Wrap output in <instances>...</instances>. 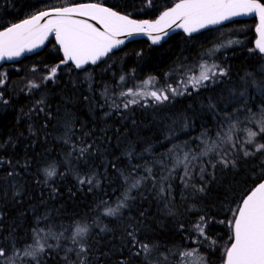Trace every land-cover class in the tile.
I'll return each instance as SVG.
<instances>
[{"label":"trees","instance_id":"obj_1","mask_svg":"<svg viewBox=\"0 0 264 264\" xmlns=\"http://www.w3.org/2000/svg\"><path fill=\"white\" fill-rule=\"evenodd\" d=\"M177 1L0 0V30L51 7L90 2L132 19L152 20ZM254 26L252 18L235 20L194 35L178 31L159 45L146 39L132 40L97 64H87L83 70L76 69L71 62L62 65L54 81L48 82L42 80L47 70L63 59L53 35L42 50L15 62L3 63L0 66L4 79L0 84V247L8 248L10 255L13 246L22 252L33 242L32 229L38 227L45 232H63L60 243L67 248L71 241L66 238L79 222L86 223L90 229L88 242L92 246V260L98 259L99 264H120L122 260L125 264H192L193 260L187 258L192 255L199 258L200 264H222L224 249L230 246L232 236L228 223L233 215L231 209L264 179V169L259 166L258 158L227 171L226 178H220L223 182L211 183L206 193H194L191 188L184 187L179 179L183 174L181 165L167 182L171 184L167 200L161 201L156 192L146 191L152 187L148 182L132 191L135 199L129 202L128 208L121 210L123 219L105 217L103 213L106 207L116 205L134 179L147 175V168L159 179L167 174L161 160L171 169L176 154L181 157L184 152L198 154L204 146L197 139L202 134L206 133L209 141L215 140L220 125L227 131L229 123L238 121L233 135L234 139L243 141L244 129L248 126L245 117L256 114L259 118L264 96L258 92L253 94L251 87L247 89L251 97L248 101L250 113L230 103L227 97L234 86L237 91L243 90L240 79L246 73H257L260 78L255 77L256 80L264 81V76L259 74L264 56L249 51L254 49ZM222 35L241 43L224 51L216 60L229 69V76L223 78L225 82L219 84V88L211 85L210 90L179 96L157 108L134 105L116 112L109 107L113 100L122 103V99H117L118 89L137 86V82L150 76L160 79L182 60H206V53L217 46L219 41H216ZM137 53L142 55L137 56ZM121 76L125 81H120ZM29 81L40 87L29 88ZM209 97L213 103H219L216 113L223 117V110L227 109L232 121L218 119L208 110ZM41 99L44 103L36 105ZM41 107L44 111H40ZM236 108L241 111L235 112ZM186 120L188 127H185ZM250 126L256 130L254 125ZM74 144L92 145L93 151L86 157L87 166L83 161L76 163L78 152L71 157L67 155L73 151ZM170 149L174 150L171 156ZM68 161L72 162L71 168H78L81 174L90 169L96 171L100 186L91 192L86 185L81 189ZM49 166H55L60 174L47 178L44 169ZM9 172L13 175L9 176ZM121 173L123 176L132 174L127 183ZM194 183L200 184L198 176ZM69 189L74 196L69 195ZM101 201L108 203L102 205ZM166 204L171 207L172 214ZM200 217L205 218L202 226L210 239L200 237L195 229ZM137 221L140 224L138 238L150 245L149 253L141 251L134 255V249L122 246L125 226ZM105 225L111 231L97 238ZM47 243L55 245L57 241L48 237ZM71 255L75 259L74 253ZM63 256L62 250L58 254L50 252L44 264H63ZM16 264L34 262L20 256Z\"/></svg>","mask_w":264,"mask_h":264},{"label":"snow or ice","instance_id":"obj_2","mask_svg":"<svg viewBox=\"0 0 264 264\" xmlns=\"http://www.w3.org/2000/svg\"><path fill=\"white\" fill-rule=\"evenodd\" d=\"M65 2L67 3V0ZM252 13H256L259 17L257 26L259 39L256 41L255 48L249 49V51L258 50L259 54L264 56V3H261L260 0H179L178 3L161 12L155 20H135L129 15H122L101 4L88 3L51 7L0 30V59L18 57L25 51L30 52L43 45L49 34L53 33L59 49L63 53V59L59 61V64L48 69L47 75L42 80L44 82L54 81L60 66L67 65L69 62L76 69L81 70L86 64H97L114 48L124 43L123 40L116 39L118 35L145 34L153 44H157L163 37L168 36V30L174 27L191 35L209 26L219 25L232 17ZM76 16L90 17L103 25V31L88 23L87 20L76 19ZM236 43L239 41L229 40L226 45H218L211 50L212 54L221 47H228ZM140 55L142 53H137V56ZM197 67L198 73L188 75L186 78L182 77L175 86L168 84L157 88L156 77L150 76L139 85L121 91L117 99H122V103H116L113 100L109 107L116 112L128 110L134 105L144 108L162 107L175 97L191 96L193 92L199 93L201 90L207 91L210 90L211 85L218 87L219 84L225 82L223 78L229 76V69L222 64H209L204 60ZM33 71L36 69L33 68ZM180 71L183 72L184 69L181 68ZM259 74L264 76V68L260 69ZM120 81H125V77L121 76ZM3 83L4 79L0 74V84ZM228 83L231 81L229 80ZM28 87L37 89L40 85L29 81ZM240 87L243 90L237 91L235 86L230 89L227 99L230 103L234 102L240 105L243 111L250 113L248 101L251 97L247 89L255 88L256 92L264 96V81H257L255 75L249 72L241 77ZM189 88H191V92ZM43 103L44 100L41 99L36 102V105ZM218 107L219 103H213L212 98L209 97L208 110L213 111L218 119L232 121V114L228 113L227 109L223 110L224 115L220 117L219 113H216ZM241 108H236L234 111L239 113ZM40 111H44V108L41 107ZM105 115L107 116L109 113H105ZM245 121L254 122L256 130L253 128L244 129L245 139L243 141L234 139L233 136V130L238 126V121L229 123L227 131H223V125H220L221 130L217 131L215 140L209 141L205 138L206 133L202 134L197 139L204 145V148L198 154L192 155L189 152H184L182 157L176 154L171 169H167L165 162L161 160L160 164L162 168L166 169L167 174H162L159 179L155 177L151 168H147V175L134 179L118 199L116 206L106 207L103 215L123 219L121 210L128 208L129 202L135 199L131 195L132 191L139 190L148 182H151L152 187L146 188V191L156 192L157 198L161 201L167 200L171 190V184L167 182L174 170L181 165L183 174L179 176V179L186 189L191 188L194 193H206L211 183L223 182L220 178H226L227 171L235 170L240 164L248 163L254 158L259 159V166L264 169V142H259L264 140V108L260 109L259 118L256 114H250L245 117ZM185 127H188L187 120ZM65 143H68L67 139ZM72 147L73 151L67 155L71 157L78 152L76 163L83 161L87 166L86 157L92 153V145L77 146L74 144ZM176 148H180V146H176ZM173 152L174 150L170 149L169 155L171 156ZM201 157L205 159H201ZM68 164L71 168L72 162L68 161ZM194 169H198V171H194ZM71 171L75 174L76 182L81 186V189L86 185L88 191L91 192L100 186V179L96 171L90 169L89 172L83 174L78 168H71ZM133 171L135 172V169ZM44 172L47 178L60 174L55 166L45 168ZM8 175L12 176L13 173L9 172ZM121 175L123 176V173ZM131 175L130 173L129 176ZM129 176H123L125 183L128 182ZM197 176L200 180L199 185L194 183ZM55 191L53 189V192ZM69 195L74 196L75 193L69 189ZM240 200L241 202L231 209L233 215L228 223L232 236L229 240L230 246L224 249L223 264H264V180L256 184ZM100 203L104 205L108 202L101 201ZM165 207L169 214H172L169 204H166ZM143 215L144 213H141V217ZM204 221L205 218L200 217L195 229L200 237L210 239L202 226ZM139 226L138 221L130 222L125 226L123 233L122 246H130L135 250L134 255H139L141 251L144 253L151 251L150 245L138 238ZM110 231L107 225L101 227L97 238H102L101 233ZM89 235L88 225L86 223L81 225L77 222L72 229L71 236L66 238L71 241V246L64 248L60 243L64 237L63 232L56 234L50 230L45 232L44 229L33 228V242L27 245L22 252L13 246L10 255L8 248L0 247V264H16V259L20 256L31 258V262L34 264H44V259L50 252L58 254L61 250L64 251V256L61 257L63 264H99L98 259L95 262L92 260V246L88 242ZM48 237L55 239L57 243L55 245L48 244ZM73 253L75 259L71 255ZM120 264H125V262L122 260Z\"/></svg>","mask_w":264,"mask_h":264},{"label":"rangeland","instance_id":"obj_3","mask_svg":"<svg viewBox=\"0 0 264 264\" xmlns=\"http://www.w3.org/2000/svg\"><path fill=\"white\" fill-rule=\"evenodd\" d=\"M229 40H234V39H231V38H229L228 37V35H222L221 37H220V39H218L216 42H222V44L220 43L219 44V42L216 44L217 46L218 45H226L227 44V42L229 41ZM234 41H237L236 39L234 40ZM241 43V42H240ZM240 43L237 45V43L236 44H232V45H230V46H228V47H221V48H219V50L218 51H215L214 52V54H212V51L211 50H213V49H215L216 47H214V48H212V49H210L207 53H206V56L209 58H207L206 59V61L209 63V64H211V63H218V62H216V60H218L219 58H220V54H222L224 51H226L227 49H229V48H232L234 45H237V46H239L240 45ZM217 56H219L218 58H215V57H217ZM215 60V61H214ZM202 62V61H201ZM201 62H199V60H191V61H188V62H186L185 60H182L181 62H179V63H176V65H174L173 67H172V69H170V71L168 72V73H166L162 78H158V79H156V87L157 88H162V87H164V86H166V85H168V84H171V85H176V83L178 82V81H180L181 80V78L182 77H187L188 75H191V74H194V73H198V65L201 63ZM184 69V71L183 72H181L180 71V69ZM261 68H264V65H262L261 66ZM172 74H174V75H172ZM255 77L256 78H260V76L256 73L255 74ZM147 79V78H146ZM137 80V79H136ZM133 81H135V80H133ZM143 80H140V82H137V85H139L141 82H142ZM164 83V84H163ZM133 86H134V82H133ZM136 86V85H135ZM134 86V87H135ZM133 88V87H132ZM217 88H219V87H217V86H215V89H217ZM252 88V87H251ZM127 89V88H126ZM126 89H118L117 91H118V95H119V93L121 92V91H124V90H126ZM189 89H191V88H189ZM226 93V92H225ZM229 93V92H228ZM253 94H257V92L255 91V88H253ZM258 94H259V92H258ZM175 98H177V97H175ZM175 98H173L172 100H175ZM254 125L255 126V124H254V122H252V123H249L248 122V126H245V129L246 128H249V127H251L250 125ZM244 135V137L242 136V138H243V140L245 139V134H243ZM233 136H235V135H233ZM204 148V146L201 148V150ZM117 204V203H116ZM116 205H114L113 207H115ZM105 211V210H104ZM187 258L189 259V260H193V263L192 264H200V261H199V258H196V256H194V255H192V256H187ZM223 264V263H222Z\"/></svg>","mask_w":264,"mask_h":264},{"label":"water","instance_id":"obj_4","mask_svg":"<svg viewBox=\"0 0 264 264\" xmlns=\"http://www.w3.org/2000/svg\"><path fill=\"white\" fill-rule=\"evenodd\" d=\"M179 1H177L176 3H178ZM260 2L261 3H263L264 2V0H260ZM90 3H92V2H90ZM79 4H88V3H79ZM93 4H98V3H93ZM73 5H77V4H73ZM102 5V4H101ZM174 5V4H173ZM172 5V6H173ZM68 6H72V5H68ZM104 6V5H103ZM171 6V7H172ZM66 7V6H65ZM104 7H107V6H104ZM107 8H109V7H107ZM113 10V9H112ZM166 10V9H165ZM164 10V11H165ZM44 11H46V10H44ZM114 11V10H113ZM123 15V14H122ZM159 16V15H158ZM157 16V17H158ZM157 17L155 18V19H157ZM76 19H84V20H87L88 21V23H90V24H93L94 26H96L97 28H99L101 31H103V25L102 24H100L99 22H97V21H95V20H92L90 17H81V16H76L75 17ZM252 18H254L255 19V26H254V33H255V38H254V41H253V46H254V48H255V45H256V41L259 39V33L257 32V26H258V24H259V17H258V15L256 14V13H252V14H248V15H239V16H235V17H232V18H230L229 20H227V21H223L221 24H219V25H212V26H209L208 28H205V29H202V30H200V31H198V32H196V33H192L191 35H194V34H197V33H199V32H202V31H204V30H207V29H212V28H216V27H219V26H222V25H225V24H227V23H229V22H232V21H235V20H247V19H252ZM155 19H152V20H155ZM136 20V19H135ZM147 20V19H146ZM20 22V21H19ZM19 22H17V23H19ZM11 26V25H10ZM9 27V26H8ZM177 31H180V32H183L185 35H189V34H186L182 29H179V28H173V29H171V30H168V36H166V37H163L162 39H161V41L159 42V43H157V44H154V45H159V44H161L162 42H164L169 36H171L172 34H174L175 32H177ZM51 35H53V38H54V41H55V44L57 45V47L59 48V45H58V43H57V41H56V37H55V35L53 34V33H50L49 34V36H48V38L45 40V42H44V44L43 45H41L40 47H38V48H36V49H33L32 51H25V52H23L20 56H18V57H12V58H4V59H0V66L3 64V63H5V62H7V63H11V62H15V61H18V60H20L21 58H23L25 55H31V54H34V53H36V52H38V51H40V50H42L43 49V47H44V45H45V43H46V41L49 39V37L51 36ZM116 39H120V40H123L124 41V43L123 44H121V45H119L118 47H116V48H114L112 51H114V50H116V49H118L119 47H121V46H123L125 43H127V42H130V41H132V40H136V39H146L148 42H150L151 44H153L152 43V41L149 39V37L147 36V35H145V34H134V35H132V36H127V35H124V34H121V35H118L117 37H116ZM111 51V52H112ZM110 52V53H111ZM257 52H258V50H257ZM60 53H61V55H62V57H63V53L60 51ZM259 53V52H258ZM105 58V56L101 59V60H103ZM100 60V61H101ZM99 62V61H98ZM89 64H91V63H89ZM87 65V64H86ZM85 65V66H86ZM84 66V67H85ZM262 180H264V179H262ZM261 180V181H262ZM261 181H259L258 183H260ZM257 183V184H258ZM255 187V186H254Z\"/></svg>","mask_w":264,"mask_h":264},{"label":"bare ground","instance_id":"obj_5","mask_svg":"<svg viewBox=\"0 0 264 264\" xmlns=\"http://www.w3.org/2000/svg\"><path fill=\"white\" fill-rule=\"evenodd\" d=\"M64 7H65V6H64ZM177 32H178V31H177ZM175 33H176V32H175ZM182 33H183V32H182ZM183 34H184V33H183ZM254 34H255V33H254ZM169 37H170V36H169ZM169 37H168V38H169ZM168 38H167V39H168ZM167 39H166V40H167ZM166 40H165V41H166Z\"/></svg>","mask_w":264,"mask_h":264}]
</instances>
